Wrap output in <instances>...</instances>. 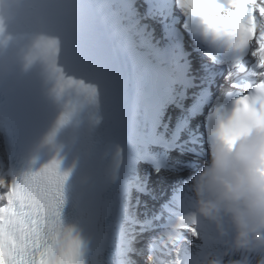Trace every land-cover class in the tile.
<instances>
[{"label": "snow or ice", "instance_id": "6c2138e0", "mask_svg": "<svg viewBox=\"0 0 264 264\" xmlns=\"http://www.w3.org/2000/svg\"><path fill=\"white\" fill-rule=\"evenodd\" d=\"M198 2L193 10L184 0H26L14 25L29 48L25 67L40 61L57 98L71 91L95 107L108 103L126 143L116 152L126 180L114 216L73 206L85 235L65 222L69 173L59 159L0 171V264H196L205 254L256 264L264 255L231 249L230 231L217 241L189 211L193 179L209 168L215 144L231 153L253 131L264 133V0ZM70 116L59 117L45 143ZM254 155L245 145L242 158ZM257 158L264 179V141ZM193 161L196 168L185 167ZM158 190L173 193L171 206L162 205L168 217L140 220ZM219 194L214 185L202 189L223 208Z\"/></svg>", "mask_w": 264, "mask_h": 264}, {"label": "clouds", "instance_id": "9594fccd", "mask_svg": "<svg viewBox=\"0 0 264 264\" xmlns=\"http://www.w3.org/2000/svg\"><path fill=\"white\" fill-rule=\"evenodd\" d=\"M184 2L193 10L199 6L198 0ZM25 3L26 0H0V71L3 70L7 50L18 42V35L10 34V31L15 29L16 15ZM28 52V46L24 45L21 54L26 56ZM262 141L264 133L253 131L247 140L236 144L231 153L217 142L210 152L209 168L202 170L192 182L193 203L189 211L211 228L217 241L226 239V232L230 231L231 249L264 250V179L256 172L261 167L257 157ZM245 145L255 146L253 158H242ZM225 161L230 162L227 168ZM210 185L220 189L216 199L223 198L227 206L218 208L215 199L202 196V189ZM196 264H221V260L215 255L205 254ZM256 264H264V255L256 260Z\"/></svg>", "mask_w": 264, "mask_h": 264}, {"label": "bare ground", "instance_id": "6f19581e", "mask_svg": "<svg viewBox=\"0 0 264 264\" xmlns=\"http://www.w3.org/2000/svg\"><path fill=\"white\" fill-rule=\"evenodd\" d=\"M121 140H122V143H121L120 149H124L125 152H126L125 140H124L123 137H121ZM3 152L5 153L4 148L2 147V145H0V163L3 162V159H2ZM4 167L5 168L2 171L6 173L8 171V169L6 168V166H4ZM152 179H153V181L156 180L153 177H152ZM125 180H126L125 168H124L123 165H120L118 167V170H117L116 179H115V187H114V192H115V214H116V211H117V209L119 207L120 198H121V192H122L123 187L125 185ZM142 210L145 211V208H140V210H139L140 214H138V218L140 220H144V218H145V213ZM87 213H88V215L90 214L92 216H95L93 210L91 212L90 211L88 212V210H87ZM87 256H88L87 258L91 257V252L90 251L88 252Z\"/></svg>", "mask_w": 264, "mask_h": 264}, {"label": "rangeland", "instance_id": "374dc122", "mask_svg": "<svg viewBox=\"0 0 264 264\" xmlns=\"http://www.w3.org/2000/svg\"><path fill=\"white\" fill-rule=\"evenodd\" d=\"M0 164H2V168H0V171H2L5 167H4V162H2V163H0Z\"/></svg>", "mask_w": 264, "mask_h": 264}]
</instances>
